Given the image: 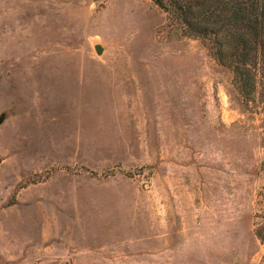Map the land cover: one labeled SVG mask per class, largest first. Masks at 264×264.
<instances>
[{
  "label": "rangeland",
  "instance_id": "374dc122",
  "mask_svg": "<svg viewBox=\"0 0 264 264\" xmlns=\"http://www.w3.org/2000/svg\"><path fill=\"white\" fill-rule=\"evenodd\" d=\"M0 114V264H264V77L151 0H0Z\"/></svg>",
  "mask_w": 264,
  "mask_h": 264
},
{
  "label": "trees",
  "instance_id": "16d2710c",
  "mask_svg": "<svg viewBox=\"0 0 264 264\" xmlns=\"http://www.w3.org/2000/svg\"><path fill=\"white\" fill-rule=\"evenodd\" d=\"M151 1L184 36L201 40L249 98L264 77V0Z\"/></svg>",
  "mask_w": 264,
  "mask_h": 264
},
{
  "label": "water",
  "instance_id": "95a60500",
  "mask_svg": "<svg viewBox=\"0 0 264 264\" xmlns=\"http://www.w3.org/2000/svg\"><path fill=\"white\" fill-rule=\"evenodd\" d=\"M94 48H95V51H96L98 54H100V53L102 52V47H101V45L96 44V45L94 46ZM4 119H5V114H0V125L3 123Z\"/></svg>",
  "mask_w": 264,
  "mask_h": 264
}]
</instances>
